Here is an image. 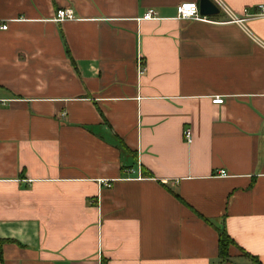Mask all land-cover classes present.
I'll use <instances>...</instances> for the list:
<instances>
[{
	"label": "crops",
	"instance_id": "0c3cea01",
	"mask_svg": "<svg viewBox=\"0 0 264 264\" xmlns=\"http://www.w3.org/2000/svg\"><path fill=\"white\" fill-rule=\"evenodd\" d=\"M213 1L0 0V264H264V0Z\"/></svg>",
	"mask_w": 264,
	"mask_h": 264
},
{
	"label": "built area",
	"instance_id": "2783aa9c",
	"mask_svg": "<svg viewBox=\"0 0 264 264\" xmlns=\"http://www.w3.org/2000/svg\"><path fill=\"white\" fill-rule=\"evenodd\" d=\"M176 16L179 19H192L198 21H210L206 16H202L199 13L198 3L196 2H183L176 6ZM264 16V4L258 6V10L255 12H251L249 8H244L241 16H232V20L235 22H242L246 18H256ZM155 17V13L153 10H147L143 15L142 19H152ZM74 13L71 9H57L54 13L53 20L54 21H63V20H73ZM7 28V24L0 23V30H5ZM139 73L144 71V66L142 62L139 60ZM213 103H222L223 98L219 96H215L212 99ZM183 136L187 143L192 142L191 132L188 128L183 130ZM219 175L224 176L225 172L222 170L219 172ZM103 181V180H102ZM104 182V181H103ZM102 182V183H103Z\"/></svg>",
	"mask_w": 264,
	"mask_h": 264
},
{
	"label": "trees",
	"instance_id": "16d2710c",
	"mask_svg": "<svg viewBox=\"0 0 264 264\" xmlns=\"http://www.w3.org/2000/svg\"><path fill=\"white\" fill-rule=\"evenodd\" d=\"M218 233V241H217V258L219 263H223L229 259V247L234 245V241L228 235L224 227L216 228ZM254 261L260 264L259 260L253 256H250Z\"/></svg>",
	"mask_w": 264,
	"mask_h": 264
},
{
	"label": "water",
	"instance_id": "95a60500",
	"mask_svg": "<svg viewBox=\"0 0 264 264\" xmlns=\"http://www.w3.org/2000/svg\"><path fill=\"white\" fill-rule=\"evenodd\" d=\"M199 13L202 16H215L219 14V7L213 0H198Z\"/></svg>",
	"mask_w": 264,
	"mask_h": 264
}]
</instances>
